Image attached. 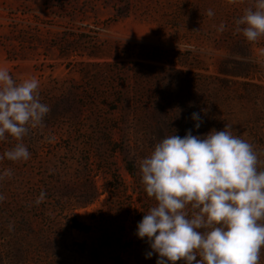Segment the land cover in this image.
I'll use <instances>...</instances> for the list:
<instances>
[{"label": "rangeland", "instance_id": "rangeland-1", "mask_svg": "<svg viewBox=\"0 0 264 264\" xmlns=\"http://www.w3.org/2000/svg\"><path fill=\"white\" fill-rule=\"evenodd\" d=\"M254 2L0 0V68L38 79L50 108L23 139L30 159L0 160L13 172L0 180V264H156L137 236L156 204L139 162L164 136L231 125L264 171V37L235 30Z\"/></svg>", "mask_w": 264, "mask_h": 264}, {"label": "clouds", "instance_id": "clouds-1", "mask_svg": "<svg viewBox=\"0 0 264 264\" xmlns=\"http://www.w3.org/2000/svg\"><path fill=\"white\" fill-rule=\"evenodd\" d=\"M206 14L215 13L208 9ZM235 24L248 42L264 37V0H255ZM224 29L221 23L217 30ZM39 87L35 77L17 82L0 68V141L9 136L17 141L0 160L30 159L23 139L50 112L41 102ZM191 119L199 129L200 113H192ZM260 163L254 146L234 135L228 124L203 136L193 135L192 130L183 137L164 136L139 162L144 190L156 201L137 225V236L146 237L152 249L147 258L157 253L156 264H260L264 248ZM12 175L11 169H5L0 180ZM46 195L41 191L35 203L44 202ZM4 200L0 194V202Z\"/></svg>", "mask_w": 264, "mask_h": 264}, {"label": "trees", "instance_id": "trees-1", "mask_svg": "<svg viewBox=\"0 0 264 264\" xmlns=\"http://www.w3.org/2000/svg\"><path fill=\"white\" fill-rule=\"evenodd\" d=\"M116 16L118 17V19H125V18L128 17V13L127 12H124V11L123 12H120L119 10H117L116 11ZM10 60H12V58ZM75 228L78 229L76 226H75Z\"/></svg>", "mask_w": 264, "mask_h": 264}]
</instances>
